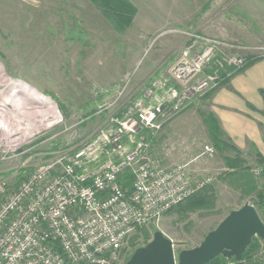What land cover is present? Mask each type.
I'll use <instances>...</instances> for the list:
<instances>
[{
	"label": "rangeland",
	"instance_id": "374dc122",
	"mask_svg": "<svg viewBox=\"0 0 264 264\" xmlns=\"http://www.w3.org/2000/svg\"><path fill=\"white\" fill-rule=\"evenodd\" d=\"M130 1L137 8L133 22L117 33L90 0H0V69L11 80L0 82V107L24 127L32 123L34 107L47 113V125L14 158L0 163L10 189L19 183V171H32L53 154L56 143L66 150L82 145L110 118H120V112L132 107L150 82L168 79L191 41L200 49L217 46L215 58L224 53L245 56L246 63L264 59L255 50L264 46L259 41L264 36V0ZM31 90L53 100L60 116L54 117ZM7 98H19L20 108L4 106ZM201 102L193 101L164 123L148 155L160 157L164 166L188 164L193 181L206 180L203 187L212 184L214 208L181 211L179 204L157 221L138 226L127 236L115 264L126 262L155 231L174 243L175 254L197 246L230 210L246 201L251 204L235 187L219 181L225 170L223 155L217 149L211 157L202 153L204 146H215L199 114L206 109ZM26 128L22 136L29 135ZM261 176H254L258 184L264 182Z\"/></svg>",
	"mask_w": 264,
	"mask_h": 264
},
{
	"label": "built area",
	"instance_id": "2783aa9c",
	"mask_svg": "<svg viewBox=\"0 0 264 264\" xmlns=\"http://www.w3.org/2000/svg\"><path fill=\"white\" fill-rule=\"evenodd\" d=\"M216 49H200L196 40L185 45L168 79L150 82L132 107L87 142L58 146L32 171H19L25 176L16 187L10 189L0 173V264H115L134 229L203 187L207 181H193L188 164L164 166L148 150L164 123L245 65L241 55L215 58ZM255 50L264 58V46ZM12 119L0 107V163L37 133L22 136L27 126ZM202 153L211 157L216 150L206 145ZM126 170L130 188L119 183ZM252 173L261 176L264 165Z\"/></svg>",
	"mask_w": 264,
	"mask_h": 264
},
{
	"label": "trees",
	"instance_id": "16d2710c",
	"mask_svg": "<svg viewBox=\"0 0 264 264\" xmlns=\"http://www.w3.org/2000/svg\"><path fill=\"white\" fill-rule=\"evenodd\" d=\"M90 1L99 9L111 28L117 33L126 31L132 24L137 12L136 6L130 0ZM254 62L255 60L249 59L244 68L250 66ZM220 75L224 77L226 72L221 71ZM211 91L212 90L208 91L204 97L209 95ZM199 114L206 128L208 139L215 146V149L223 155L225 170L218 176L219 181L235 187V189L240 191L242 196L250 198L251 204L255 207L257 213L264 222V218L262 217V213L264 212V182L258 184V180L252 173V168L254 166L264 165V157L257 153L255 155V165H249L247 161L241 157L239 150L231 143L229 137L223 132L215 115L204 110H200ZM118 115V117H121L122 112ZM56 144L57 145L53 147L52 150L58 148L59 144ZM6 175H8V173H3V177ZM24 176L23 174L19 175L17 180L24 178ZM263 177L264 174H262L261 178ZM131 182L132 179L128 170L119 176V183L123 187L130 188ZM215 203L216 196L214 194V188L212 184H209L175 206L181 204V206H179L181 211L210 210L214 208ZM171 209L172 207L169 210ZM229 261L230 260L223 256L218 255L205 264H227ZM242 261L243 264H264V241H261L257 237H253L242 255Z\"/></svg>",
	"mask_w": 264,
	"mask_h": 264
},
{
	"label": "crops",
	"instance_id": "0c3cea01",
	"mask_svg": "<svg viewBox=\"0 0 264 264\" xmlns=\"http://www.w3.org/2000/svg\"><path fill=\"white\" fill-rule=\"evenodd\" d=\"M260 24L264 26V16ZM259 41L264 43V36ZM211 90L194 101L205 104L204 111L215 115L241 157L255 165L257 153L264 157V59L233 72Z\"/></svg>",
	"mask_w": 264,
	"mask_h": 264
},
{
	"label": "water",
	"instance_id": "95a60500",
	"mask_svg": "<svg viewBox=\"0 0 264 264\" xmlns=\"http://www.w3.org/2000/svg\"><path fill=\"white\" fill-rule=\"evenodd\" d=\"M253 237L264 241V222L246 201L230 210L197 246L175 254L174 243L161 231H155L151 240L136 248L123 264H205L218 255L234 264H243L242 255Z\"/></svg>",
	"mask_w": 264,
	"mask_h": 264
},
{
	"label": "bare ground",
	"instance_id": "6f19581e",
	"mask_svg": "<svg viewBox=\"0 0 264 264\" xmlns=\"http://www.w3.org/2000/svg\"><path fill=\"white\" fill-rule=\"evenodd\" d=\"M3 79L7 80V81L10 80V78L5 74V72H3L2 69H0V82H2ZM31 91L36 97H39V99H42L44 102H46L48 104V106L52 110V114L54 115V117L58 118L60 116L59 112L56 109V106L54 105V103L49 98H46V97L42 96L41 94L36 93L33 90H31ZM19 100H20L19 98L18 99L7 98L4 101V106L7 105V106L12 107V109H13V107H15V108L17 107L19 109L20 105H21L19 103ZM26 108H29V107L27 106ZM32 111L34 112V114H33L34 119H32V123L28 124L27 128H26L27 131H29V135H32V134L38 132L40 129L43 128V126L47 125V124H44V121L46 120V115H47V113L44 110H40V109L37 110L34 107L32 109ZM39 115H41V116L39 117Z\"/></svg>",
	"mask_w": 264,
	"mask_h": 264
}]
</instances>
